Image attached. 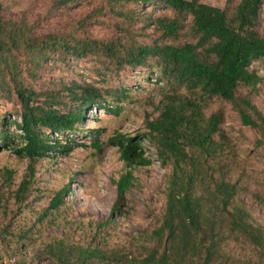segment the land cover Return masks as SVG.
I'll list each match as a JSON object with an SVG mask.
<instances>
[{
  "label": "trees",
  "instance_id": "16d2710c",
  "mask_svg": "<svg viewBox=\"0 0 264 264\" xmlns=\"http://www.w3.org/2000/svg\"><path fill=\"white\" fill-rule=\"evenodd\" d=\"M263 3L226 0L220 9L199 0H52L45 16L5 17L8 2L0 0V102L10 104L17 117L0 118V148L15 145L13 153L28 160L15 193L18 201L32 188L35 165L48 152L67 156L76 146L88 110H121L130 88L122 80L112 86V80L143 70L162 92L152 114H146L143 133H117L101 143L97 130L86 132L93 149L116 147L123 163L113 181L116 202L93 232L100 244L116 225L119 202L135 187V169L150 164L144 140L161 164L171 165L159 225L136 238L148 245L140 246V256H131L60 242L47 248L56 264H219L218 248L230 235L254 248L258 260L252 264H264V231L251 222L242 202L249 195L264 207V170L250 172L226 128L234 116L241 137L252 133L253 148L264 162V116L251 102L261 78L249 69L253 62H264V35L257 31ZM158 7L172 16H154ZM76 8L89 10L66 26L39 30L44 17ZM105 22L113 28L106 37L88 36L92 25ZM79 66L98 79H75L71 71ZM242 89L250 92L242 94ZM8 125L22 134L15 136ZM66 192H59L48 208H59Z\"/></svg>",
  "mask_w": 264,
  "mask_h": 264
},
{
  "label": "rangeland",
  "instance_id": "374dc122",
  "mask_svg": "<svg viewBox=\"0 0 264 264\" xmlns=\"http://www.w3.org/2000/svg\"><path fill=\"white\" fill-rule=\"evenodd\" d=\"M51 1L6 0L8 4L5 17H17L21 13L33 17L45 16ZM199 2L220 9L226 6V0ZM238 2L240 0H235V3ZM85 10L89 8H76L71 14L61 12L62 14L57 13L54 17H44L38 28L41 32H48L55 26H66L72 20H78ZM154 10V16H172L171 12L160 7ZM104 19L114 23L112 19ZM189 21L186 20L183 33L188 32ZM107 22L92 25L87 31L88 36L106 37L113 29L107 26ZM257 31L260 36L264 35V3L259 13ZM249 69L261 78L257 85L258 93L251 94V102L264 116V62H253ZM142 71L138 70L126 78L118 77L110 82L112 86H117L118 80H122L130 88L128 100L119 103L121 110L117 114L88 110V117L80 125L84 134L80 133L74 139L76 146L67 156L48 152L35 165V181L22 201H18L15 193L28 172V160L13 153L15 145L7 149L0 148V264H56L47 248H58L60 242L66 246H100L109 250H123L131 256H140V246H147L148 243L137 242L136 238L138 235L148 234L159 225L165 208L171 165L161 164L155 148L144 140L142 147L150 164L135 169V187L119 202L114 213L116 225L107 230L108 237L105 243L100 244L93 240V232L98 224L107 220L116 202L117 193L113 181L118 179L123 163L116 147L103 144L101 152L93 149L86 132L97 130L101 143L117 133L136 136L144 132L146 114H152L153 104L161 99L162 92L159 86L145 79L146 75ZM71 73L77 80L81 79L78 75H83L87 81L98 79L81 66ZM64 74L67 72L64 71ZM241 92L247 94L250 90L242 89ZM2 116L8 122L17 119L11 113V105L3 101L0 102V118ZM227 124V131L237 144L245 166L250 172L264 170L259 151L251 143L252 133L244 132V138L241 137L240 125L234 116ZM6 128L15 136L22 134L12 125ZM7 172L11 173L10 178ZM263 177L262 173L261 178ZM251 187L255 189L256 185L252 184ZM65 188L67 192L63 203L57 209H49L52 199ZM242 202L250 214L251 222L264 231V207L259 206L249 195L244 196ZM218 251L219 264H252L258 260L254 248L236 235H230L221 242Z\"/></svg>",
  "mask_w": 264,
  "mask_h": 264
},
{
  "label": "built area",
  "instance_id": "2783aa9c",
  "mask_svg": "<svg viewBox=\"0 0 264 264\" xmlns=\"http://www.w3.org/2000/svg\"><path fill=\"white\" fill-rule=\"evenodd\" d=\"M93 111L96 112V109H94ZM98 111H102L103 112V110H98Z\"/></svg>",
  "mask_w": 264,
  "mask_h": 264
}]
</instances>
